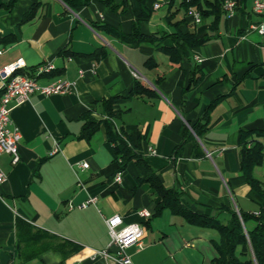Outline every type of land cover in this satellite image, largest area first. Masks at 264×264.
<instances>
[{
	"label": "crops",
	"instance_id": "0c3cea01",
	"mask_svg": "<svg viewBox=\"0 0 264 264\" xmlns=\"http://www.w3.org/2000/svg\"><path fill=\"white\" fill-rule=\"evenodd\" d=\"M9 1L0 0V66L22 57L33 71L51 61L54 68L38 82L65 80L72 90L33 92L11 110L10 128H18L21 139L16 163L0 154V170L7 175L0 182V264H116L95 255L110 246L105 218L114 214L122 215L123 224L144 227L141 247L128 248L133 264H210L218 231L168 207L155 213L159 193L148 181L137 183L145 167L134 160L115 181L106 126L101 122L89 137L81 136L84 115L107 117L102 100L121 95L112 121L139 146L163 186L179 192L184 207L220 222L229 218L226 207L259 213L263 198L240 166L242 133L252 131L250 139L264 141L254 132L264 131V33L255 28L264 24V13L253 10L255 0H233L236 9L214 24L213 14L196 23L181 0H146L151 14L140 29L167 35L163 43L179 49L177 62L154 45L131 46L109 30L132 32L136 0L122 14L103 0L75 9L62 0H15L7 7ZM34 5L33 15L25 17ZM177 32L209 38L191 44L173 38ZM96 49L106 54L97 60ZM137 80L147 91L131 93ZM207 113V126L197 135L193 126ZM253 174L264 183V164L255 165ZM94 195L95 203L81 206ZM141 208L152 215L141 217ZM262 214L264 219V208ZM17 217L80 248L65 258L46 250L23 261L16 253ZM246 225L252 228L254 221Z\"/></svg>",
	"mask_w": 264,
	"mask_h": 264
},
{
	"label": "trees",
	"instance_id": "16d2710c",
	"mask_svg": "<svg viewBox=\"0 0 264 264\" xmlns=\"http://www.w3.org/2000/svg\"><path fill=\"white\" fill-rule=\"evenodd\" d=\"M70 8L75 9L78 6L87 5L91 0H62ZM109 7L122 14L131 0H103ZM138 9L135 14L132 32L129 34L122 33L113 28H109L117 36L122 38L131 46H139L143 43L154 45L156 48L166 52L171 61L177 62L179 59V49L175 46H167L163 43L165 34L157 35L156 33L146 34L140 29V23L149 18L151 10L146 6V0H136ZM15 0H10L7 7H11ZM181 4L185 10L189 12L190 8L196 9L201 19L206 14H213L216 23L218 17L222 13H228L223 5V0L205 1L204 4L200 0H181ZM36 5L31 7L25 17H31L34 13ZM236 7H234V10ZM177 36L186 40L188 43L196 44L209 38L197 39L194 33H174L173 38ZM106 54V50L96 49L92 55L98 60ZM148 63V61H147ZM192 82H194L192 77ZM147 87L140 81H135L132 94L147 91ZM121 95L117 94L102 100L104 112L107 117L95 120L91 113L84 115L85 122L81 136L89 137L103 122L107 130V138L112 143L115 152V162L117 164L116 171H124L127 163L134 160L136 163L145 167V175L137 179V183L144 181L150 182L159 193V200L156 204V212L159 213L163 208H170L171 211L183 215L187 221L192 224L205 227H213L218 231V238L212 239V244L216 250L215 256L211 259L210 264H264V219L262 210L264 208V183L257 179L253 174V167L263 163L264 141L250 139L252 131L243 132L241 135V170L245 175L249 185L254 188L263 198V203L259 213H249L240 211L239 213L234 207H226L229 218L226 222H220L214 217H208L203 214L195 213L180 202L179 192L174 188H166L159 179L158 173L138 152V145H134L130 136L123 127L117 128L112 121L115 116L113 108L116 100ZM214 102L210 104V107ZM208 123V113L204 117V121L193 126L197 135H201ZM258 136H263L264 131H254ZM248 220L254 221V226L249 228L246 223ZM16 253L23 261L31 260L39 257L46 250H54L65 258L68 254L78 250L80 246L68 239L57 237L48 231L32 226L28 221L21 217L16 219ZM245 247V249H244Z\"/></svg>",
	"mask_w": 264,
	"mask_h": 264
},
{
	"label": "built area",
	"instance_id": "2783aa9c",
	"mask_svg": "<svg viewBox=\"0 0 264 264\" xmlns=\"http://www.w3.org/2000/svg\"><path fill=\"white\" fill-rule=\"evenodd\" d=\"M158 3H154L157 8ZM228 13L234 11L235 2L227 0L224 4ZM253 10L256 13H264V0H255ZM189 13L193 16L196 23L201 21L200 13L190 8ZM255 28L264 33V24H258ZM3 49L0 48V55ZM38 68H46V73L50 72L54 66L51 61H44L40 63L33 71L26 70V63L22 57L0 66V154L8 153L12 156V162L16 163L19 160L18 145L21 139V133L18 128H10L11 110L14 105L19 104L28 99L33 92H39L43 95L63 94L72 90V83L65 80H56L47 84H40L38 78H34V71ZM135 76H139L134 73ZM4 78H11V87H4ZM59 150L56 146L52 153ZM154 152L153 150H151ZM263 164H264V148H263ZM82 167H87L88 163L83 162ZM123 175L122 170L116 171L114 175L115 181H121ZM7 178L4 171L0 170V182ZM96 196H91L87 201L81 204L86 206L87 203H95ZM72 208V205H70ZM138 214L143 218H149L152 213L146 208L138 210ZM110 235L109 248L98 250L95 255H100L105 258H110L116 264H133L128 248L131 246L141 247L142 239L144 237V227L139 222H131L123 224V217L120 214H114L105 218ZM115 249L111 251L110 247Z\"/></svg>",
	"mask_w": 264,
	"mask_h": 264
},
{
	"label": "bare ground",
	"instance_id": "6f19581e",
	"mask_svg": "<svg viewBox=\"0 0 264 264\" xmlns=\"http://www.w3.org/2000/svg\"><path fill=\"white\" fill-rule=\"evenodd\" d=\"M35 72V71H34ZM46 73V68H38L34 78ZM4 87H11V78H4Z\"/></svg>",
	"mask_w": 264,
	"mask_h": 264
}]
</instances>
